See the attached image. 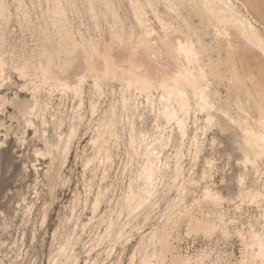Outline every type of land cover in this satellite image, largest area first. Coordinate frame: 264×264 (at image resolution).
I'll use <instances>...</instances> for the list:
<instances>
[{
  "label": "snow or ice",
  "instance_id": "6c2138e0",
  "mask_svg": "<svg viewBox=\"0 0 264 264\" xmlns=\"http://www.w3.org/2000/svg\"><path fill=\"white\" fill-rule=\"evenodd\" d=\"M31 7L36 9L35 14L26 13L19 28L15 29L11 25L10 5L6 0H0V88L11 84V74L15 73L25 82L19 91L31 93L26 103L18 102L16 97L12 98L13 110L23 117L21 128L15 136L18 145L28 143L25 128L32 129L35 136L41 135L34 121H42L43 127H48L45 119L46 110L51 107L48 98L55 93H60L61 96L72 94L80 98L79 109H84L82 95L86 84L94 87L96 94L102 98V82L116 79L114 71L118 55L123 63L135 69L129 73L134 78L120 81L124 112L129 110L131 91L135 89L137 105L146 96L155 115L157 105L153 101L158 100L159 115L167 121V125L179 128L180 137L186 135V125L193 109L197 115L200 112L208 113L207 124L216 125L212 113L217 111L219 102L213 101L211 90L212 76L219 74L217 66L211 61L207 67H201V57L206 51L202 26L194 27L190 21L184 20V27L178 30L174 20L166 21L161 17L157 11L158 5L153 0H148L147 3L131 0L129 7L133 11L135 23L122 19L114 3L102 5L108 10L110 17L103 13L98 15L97 5L92 0H84L83 3L80 0H55V3L48 0L47 10L44 0H38ZM163 7L176 17L180 15L179 10L185 7L202 10L208 17L209 28L214 29L213 50L221 45L232 49L229 22L222 13L217 12L220 5L211 0H196L187 5L166 0ZM223 7L230 10L233 21L240 25L241 35L253 48L259 50L264 63V36L257 33L252 23L235 20L231 0ZM150 15L155 17V21L148 19ZM101 18L106 29L101 26ZM85 27L88 29L87 33L82 31ZM9 34L17 38L12 40ZM142 52L154 62L167 55L180 67L168 74L150 75L149 67L134 63ZM8 56L12 57L11 61L7 59ZM81 57L84 58L82 63L88 65L87 70L79 67ZM97 60L100 62L98 65ZM229 66L231 67V62ZM53 67L64 75L54 73ZM69 69L72 70L71 78L66 79ZM248 81H253L252 86H248ZM255 81V76H242L234 68L231 71L228 80L229 99L219 109L228 122L220 127V131L226 134L225 143L220 147L228 153L224 157L225 177L217 180L215 185L208 181L219 171L215 167L216 158L207 161L202 175L194 177L188 174L186 178H182L180 153L177 152L175 174L171 175V167L161 160L163 149L169 146V140L161 137L156 142L159 144L158 148L156 143H142L141 148H147L142 153L136 147L135 125L131 120L128 123L133 131L127 160L114 157L111 149L106 146L114 140L116 144L113 147H119L120 138L113 129L116 127L121 100L115 101L110 110H105L102 113L103 119L99 120V106L95 101L87 111H80L74 106L71 132L67 138L63 134L59 135L61 143L55 146V151L63 153V158L60 159L63 168L69 147L77 136V120L84 124L90 116L89 130L92 123H96L90 141L95 154L91 158H85L83 171L87 178L92 169L93 178L96 179L97 173L102 169L103 176L98 178L100 191L96 193L95 203L91 205L92 219L84 225V229L87 232L102 210L101 205H104L101 217L103 232L96 234L94 239L89 237L83 244L88 260H78L75 254L67 260L69 242L58 246V251L54 252L56 259L50 260L49 264H66V260L67 264H264V67L261 68L259 82ZM233 85L242 95L234 96ZM245 87L247 91L244 90ZM192 96L195 97L194 105L190 100ZM8 103L7 99L0 96V113L5 116L8 115L5 111ZM11 118L16 120L17 116L12 115ZM52 119L55 120L56 117L53 115ZM0 128L5 129L0 134V141L6 142L11 132L6 124L0 125ZM208 130V127L203 128L205 133ZM42 135L45 138V151L37 148L35 155L37 158L43 156L47 159L52 154L53 146L46 139L48 132L44 131ZM109 136L111 139H107ZM65 139L66 144L63 143ZM193 143H197L195 138ZM211 143L215 148L217 141L213 139ZM4 146L0 142V148ZM199 151L197 145V155ZM79 159L78 156L77 160ZM114 159L119 161V169L115 168ZM233 160L241 167V171L228 180L226 177ZM94 165H99V168L93 167ZM110 168L115 171V177L106 185ZM216 185L223 187L217 188ZM89 191L86 186L85 192ZM190 192L193 199L188 200ZM205 203L219 209L215 213V219L199 218L200 213L195 210L199 206L202 213ZM225 204L229 205L227 212L223 210ZM209 215L212 213L209 212ZM76 227L79 228L78 223ZM73 235L77 240L80 238L75 232ZM200 235L206 241L238 242L239 256L221 253L229 258H212L211 254L215 249L209 248H203L195 259L173 254L177 240ZM52 239L56 245L55 234ZM94 252L97 254L96 258H92ZM125 252L128 253L127 256ZM61 257L66 259L62 260Z\"/></svg>",
  "mask_w": 264,
  "mask_h": 264
},
{
  "label": "bare ground",
  "instance_id": "6f19581e",
  "mask_svg": "<svg viewBox=\"0 0 264 264\" xmlns=\"http://www.w3.org/2000/svg\"><path fill=\"white\" fill-rule=\"evenodd\" d=\"M13 1H14L17 12L21 14L22 17H24L26 13H31L32 10L36 11V9H33L31 6L34 2H38V0H13ZM80 1L81 3L84 2V0H80ZM52 2L55 3V0H52ZM92 2L97 5L98 15H101V13H103V14H108L109 17H110V13L108 12L107 9H104L102 5L105 3H114L117 6L116 10L118 14L121 16L122 19H125L122 15V11L124 9L123 6H125L126 4L129 7L131 0H92ZM137 2L147 3L148 0H137ZM153 2H155L158 5L157 11L160 13L161 17L165 19L166 21H168L169 19L174 20L178 27V30L184 27L183 25L184 20L190 21L194 27L202 26L201 31L204 34L203 42H204L206 51H205V54L201 57V60H202L201 67H207L208 62L211 61L212 64L217 66V71L219 74L218 76L217 75L212 76L213 87L211 90L213 101L219 102L217 103V111L212 113V118L216 121V125L209 126L207 124L208 113L200 112L199 115H197L195 109H193V112L188 118V124L186 125V129H187L186 135L185 137H180L179 128L178 127L174 128L172 125H167V121L162 116L159 115V101L158 100L153 101V103L157 105V111H156V114L154 115L152 112L151 106L149 104L148 98L146 96L142 97L140 100L139 106L137 105V103L135 102V97L137 93L135 92V89H132L131 91L132 102L129 105L128 112L123 111V104L121 100V97L123 96V94L120 92V97L117 100H121V103L118 106L116 127L113 129V131L120 138L119 145H122V139H124L125 137L128 138V143H127L126 151H125L127 156L129 154L130 141L132 139V131H133L132 128L129 126V123H128L129 120H131L132 123L135 125L136 147L142 153L147 151L146 147L141 148L142 143H145V142L156 143L161 137L167 138L169 140V146L163 149V156L161 157V160L162 162L168 164L171 167L170 174L171 175L175 174V165L177 163L176 154L177 152H179L180 153L179 163L183 170L181 173L182 178H186L188 174H191L194 177L199 176L203 174L207 161L209 159L214 158L215 148L213 147L211 141L213 139L217 141V139H216V136H213L211 139H209L208 133L210 131H214L215 129L220 131V127L222 125L220 123L221 120L219 121V118L224 120L225 125H227L228 123L225 120V118L221 115V112L219 109L222 105L226 104L229 99V87L230 86H229L228 80L230 79V74H231L232 69L234 68L242 76H247V75L255 76L256 77L255 83H258L261 68L264 67V63H262V54L259 52L258 49L253 48L247 42V40L241 35L240 25L236 24L235 21H233L232 13L230 12V10L227 7H223V5H226L229 3V0H211V2L221 6L217 8V12L218 14L222 13L224 18L229 22L228 23L229 35L232 36V49L231 50L227 49L223 45L218 46L215 50H213L212 37L214 35V29L209 28L208 23H207L208 17L202 10L196 9V8L185 7L179 10L180 15L179 17H176L175 14L168 12L163 7V4L166 2V0H153ZM172 2L177 3V4L187 5L189 3L196 2V0H172ZM44 3L47 4L48 0H44ZM231 4L236 14L235 20L248 21L252 23L253 26L256 27L257 33L264 36V24H262V21H264V0H231ZM162 8L164 11L162 10ZM17 12H16V15H18ZM130 13L132 14L133 23H135V17H134V14L131 8H130ZM148 19L155 21V17L151 15L148 17ZM109 22H111V19H109ZM100 23H101V26L102 24L106 25L102 18L100 20ZM87 30L88 29L86 28V31L84 32L87 33ZM207 38H210V41H207L206 40ZM7 59L11 61L12 57L8 56ZM83 59H84L83 57L80 58L79 67L83 70H87L88 65L82 63ZM229 62H231V67L229 66ZM99 63H100L99 60H97L96 64L98 65ZM134 63L137 66H139L140 64H143L146 67H149L151 69V71L149 72L150 75L168 74L171 71H174L180 67V65L173 58L167 55H165L162 58V60L154 62L150 60L145 54H143V52L136 58ZM71 71H72L71 69L68 70V75L65 76L66 79L71 78ZM134 71L135 69L131 65L123 63L122 58L118 55L116 58V68L114 71V75L116 79L112 81L102 82V86H103V97L102 98L96 94L94 87H88L87 84L85 85L83 95H82V99L84 101V109H79L80 98L74 97L72 94L71 95H72L73 100H72L71 105L67 103L68 97L70 94H65L61 96L60 93H55L54 95L48 98V102L50 103L51 107H49L46 110L47 115L45 116V119L47 120L48 127H50L56 135V140L53 142H51L50 140L46 138L48 143L53 146L52 154L50 155L52 156V160L54 157L56 159H58L59 157L63 158V153L62 152L57 153L55 151V146L61 143L59 141L60 134H63L65 138H67V135L70 134L71 132V128H72L71 117L74 115L73 107L75 106L80 111H87L91 107L92 102L95 101L99 106L97 109V112H98L97 120L103 119L102 113L105 110H110L113 106V103L117 101V100H113V101L111 100L109 105H107L106 107L103 106V101L105 98H107L106 88H108L111 83L119 84V86L121 87L120 81L122 79L134 78L129 75V73L134 72ZM53 72L57 73L58 75H64L63 73H59L58 69H56L55 67H53ZM88 83H91V81H89ZM24 84L22 86H24ZM252 84H253V81H248V86H252ZM220 85H223L227 92L226 97H224L223 99L221 98V95L218 90V87ZM12 86H14L13 80L11 84L6 85L5 88L9 90ZM124 87H126V85H124ZM5 88H0V96L4 97L5 99L9 101V103L5 106L6 112L9 107L12 108V98L13 97H16L18 102L23 101L25 103L31 97L30 92H25L27 94V96L25 97L20 96V94L18 93H15L13 97H9L7 93L3 92ZM86 88L87 89L89 88L88 92ZM244 90L247 91V87H245ZM253 91H256V89L253 88ZM232 92L234 96L242 95V93H240L237 90L236 86L234 85L232 86ZM87 94H88V99L86 98ZM153 95L155 96L156 94L153 93ZM190 100L194 105L195 97L194 96L190 97ZM233 103H235L234 97H233ZM2 115L4 114L0 113V125H5L6 121L2 119ZM12 115L17 116V119L15 121H17L20 126L23 117L19 116L18 111H14L12 114L8 115V118L12 121H13V119L11 118ZM53 115L56 117L55 120L52 119ZM200 115H203V117H200ZM89 120H91V117L88 118V120H86L84 124H80L79 121L77 120V125H76L77 130H78L77 136L82 128H86L87 132H92L94 134L95 127L97 125L96 123H92L91 130H89V127H90L89 122H88ZM148 121L151 122V125H152L151 129L144 128V126L147 124ZM38 122H41L42 124V133L44 131H47V132L49 131L48 127L47 128L43 127L42 121H38ZM34 123L37 124L36 121H34ZM166 125L167 127H165ZM65 127H68V130L66 132H64L63 130ZM193 127L195 129H193ZM205 127H208L209 129L207 133L203 131V128ZM37 128L39 130L38 124H37ZM1 129L3 130L4 128H0V130ZM8 130H10L11 132L12 130L11 127L8 128ZM24 131L27 134L29 132V135L30 134L35 135L32 129L25 128ZM76 137L73 138L72 144L69 147L68 156L64 164L65 166L72 153V149H73ZM193 138L196 139L197 141L196 144L193 143ZM107 139H111V137L109 136L107 137ZM4 142L5 141H3V143ZM63 143L66 144L67 139H65ZM115 144H116V141H115ZM207 144H210L212 148V153L208 154L206 152ZM89 145H91L93 149L92 144L89 143ZM197 145L199 146V149H200L199 155H197ZM106 147L110 148L113 153V147H111V144L107 145ZM156 147L157 148L159 147L158 143H156ZM39 150L45 151V149L43 150L40 148ZM170 150H173L174 153H169ZM186 152L188 153V156L190 157V164H189L190 167H187L185 164L184 159H185V155H187ZM83 154H84L83 158L85 159V158H91L95 153L87 154V152L84 151ZM52 165H53V161H51L50 163L51 167ZM215 167L219 170L217 165H215ZM51 169L52 168L49 167L48 171H46V174H48V177L51 176ZM167 171L168 169L166 168L165 172L167 173ZM59 179L64 180L63 177H60ZM208 182L214 185L216 184L214 181V177L210 179ZM100 187L101 186L98 187L99 191H100ZM189 187L191 188L192 186H189ZM216 187L218 188L217 185ZM91 194L92 193L90 190L88 193H85V196L82 199L81 197L80 198L75 197L72 205L69 207L70 214H69V217H67L65 221V225H63V227L69 231L66 233L65 242L62 243V244H65V243L71 242L70 249L67 253V260H70L73 254H75V258L78 260H81V261L88 260L89 259L88 256L85 260L81 259L79 252L77 251L78 245L83 246V244L86 242L84 239L85 235H87L88 238L91 237L94 239L96 234L98 233L102 234L103 232L102 231L103 220L101 219L102 215H100V212H98L97 217L95 218L93 223L89 226L87 232H85V229H84V225L88 224L89 220L92 219V217L88 218L86 221L82 219L83 211L85 209L91 210V205L95 203L96 194L93 196V198L91 197ZM187 199L188 200L193 199L192 192H190ZM228 207L229 205H227V207H226V204L223 205V210L227 212ZM78 208H81V211H82L81 214H78ZM203 208L204 210L202 213L200 212L199 206L195 210L197 213H200L199 215L200 219H204V220L215 219V213L219 211V209H216L214 206L208 203H205ZM209 212L212 213L211 216L209 215ZM77 223L79 224L78 229L76 227ZM74 232L77 234V236L80 237L78 240L76 239V237H74L73 235ZM55 236H57V232H55ZM194 237L204 238L203 235L194 236ZM183 241H184V238L176 241L175 252L173 254L176 256L191 257L192 259H195L196 256L199 255L201 251H199V253H197L194 256L184 255L182 253L181 246H180V244ZM231 255L232 257H237L233 253H231ZM218 256L222 259L229 258L227 255L220 254ZM92 258H94L93 255H92ZM61 259L65 260L66 258L61 257ZM100 259H104V257H100ZM67 260H66V264H67Z\"/></svg>",
  "mask_w": 264,
  "mask_h": 264
},
{
  "label": "rangeland",
  "instance_id": "374dc122",
  "mask_svg": "<svg viewBox=\"0 0 264 264\" xmlns=\"http://www.w3.org/2000/svg\"><path fill=\"white\" fill-rule=\"evenodd\" d=\"M6 2L9 3L10 12L12 13L11 25L13 28L18 29L23 17L17 12L13 0H6ZM123 8V17L130 23H133L130 8L126 4ZM45 9L47 10V4H45ZM15 11L18 15H16ZM35 12L31 11L32 14H35ZM85 23L87 24V19ZM102 27L106 28V25L102 24ZM86 28L82 30L86 31ZM9 38L15 40L17 37L9 34ZM206 40L210 41V38ZM11 75L14 86L9 90L5 88L3 92L7 93L9 97H13L15 93L20 94L22 97L27 96L25 92L19 91L25 82L20 80L19 76L15 73ZM218 90L222 99L226 97L227 92L223 85H220ZM88 91L89 88L87 89ZM106 92L107 98L103 101L104 107L109 105L111 100L119 99V84L111 83L106 88ZM86 98L88 99V94ZM72 100L73 98L70 94L67 103L71 105ZM13 112L14 110L9 107L7 110L8 115ZM8 115H2V119L6 121L8 128L11 127V135L4 142L5 146L0 148V264H49L50 260L55 261L56 256L54 252H57L58 246L66 240V233L69 230L65 229L63 225H65V221L69 217V207L72 205L75 197H81L82 199L86 193V186H90L88 188L91 190L92 198L99 191L98 178L103 176V170L101 169L97 173L98 178L96 179L93 178L92 169L89 170L87 178L83 171V163L85 161L83 158L84 151L87 154L94 153L91 145H89L93 133L87 132L86 128H82L75 139L72 153L66 166L64 165L62 168L60 165L61 158H55V164L51 167V176L48 177L46 171H48L50 163L53 161L52 156L45 159L43 156L37 158L35 155L37 148L45 149L41 122L36 121L41 135L35 136L34 134H30V136L28 132L26 137L28 141L27 145L20 146L17 144L15 136L20 130L21 125L19 126L15 120H10ZM200 117H203V115H200ZM219 121L222 126H225L223 119L219 118ZM151 127L150 121L144 126L147 129H151ZM48 129L47 139L53 142L56 140V135L50 127ZM193 129L195 128L193 127ZM63 130L66 132L68 127H65ZM216 130L210 131V134L208 133L209 139L213 136H216L217 139L214 158L217 159L216 165L219 168V173L217 172L214 176L215 183L221 177H225V172L223 171L224 157L228 154L224 148L220 147L221 144L225 143L226 134ZM4 131L5 129H1L0 134H3ZM84 132L88 134L86 136L82 135ZM34 136L35 139H33ZM127 143L128 138L125 137L122 139V145H119L117 148L113 147L115 141H112L111 147H113L114 157L127 160L125 152ZM206 152L208 154L212 153L210 144H207ZM169 153L174 152L170 150ZM186 154L184 159L185 164L187 167H190V157L187 152ZM78 156L80 158L79 161L77 160ZM114 164L115 168L119 169V161L114 159ZM25 165L29 167L26 168ZM32 165H35V167H32ZM93 167L99 168L98 165H94ZM239 171H241V167L233 160L232 167L229 168L226 178L231 180L232 176L238 174ZM109 176L110 178L106 181V184H110L111 179L115 177V171L112 168L109 169ZM60 177H63L64 180L59 179ZM217 186L218 188L223 187L222 185ZM121 187H123V179L121 180ZM103 208L104 205L101 206L102 210L100 211V215L102 216ZM81 213V208H78V214ZM90 217L91 210L85 209L82 219L86 221ZM57 229H59V232H57ZM55 232H57L56 245L53 244L52 239ZM84 239L85 241L88 239L87 235L84 236ZM189 240L191 243H189ZM180 246L182 253L189 256L196 255L203 248L215 249L211 254L213 258L221 253H233L237 257L239 256L238 242L233 244L231 241H206L202 237H186ZM129 248H131V245H129ZM77 251L82 260L87 258L82 245H78ZM92 255L95 258L97 254L94 252ZM125 255L127 256L128 253L125 252Z\"/></svg>",
  "mask_w": 264,
  "mask_h": 264
}]
</instances>
